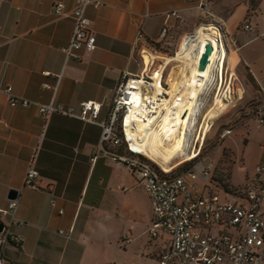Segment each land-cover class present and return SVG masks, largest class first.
Wrapping results in <instances>:
<instances>
[{"label": "crops", "instance_id": "0c3cea01", "mask_svg": "<svg viewBox=\"0 0 264 264\" xmlns=\"http://www.w3.org/2000/svg\"><path fill=\"white\" fill-rule=\"evenodd\" d=\"M100 1L102 6L86 10L95 49L78 51L77 61L61 51L74 29L75 0H0V211L8 206L9 192H18L15 221L1 216L18 239L2 249L7 264H132V208L138 206L149 238L133 264H157L169 246L168 236L149 235L151 203L132 173L106 154L94 158L99 124L61 113L44 119L34 105L10 106L3 92L11 87L17 97L75 112L80 102L94 101L101 104L98 121L106 122L124 75L144 69L141 51L152 52L177 29L187 32L200 18L208 19L192 0ZM58 2L64 5L59 16L53 11ZM207 8L224 24L226 52L250 79L257 109L259 84L264 87V0H209ZM165 12H177L178 18L166 20ZM239 130L247 181L264 161V125L251 116ZM229 144L232 157L235 143ZM28 168L38 172L36 190L24 187ZM135 186L142 191L140 201Z\"/></svg>", "mask_w": 264, "mask_h": 264}, {"label": "built area", "instance_id": "2783aa9c", "mask_svg": "<svg viewBox=\"0 0 264 264\" xmlns=\"http://www.w3.org/2000/svg\"><path fill=\"white\" fill-rule=\"evenodd\" d=\"M209 0H192L193 7L202 12L206 17H214L207 8ZM100 0H75L73 9L74 29L71 38L62 52L67 59L80 60L76 54L80 50L92 52L95 49L96 38L91 32V21L86 16L89 6L99 7ZM64 5L58 2L54 5V14L60 15ZM166 20L178 18L177 12H165ZM214 24L221 33L219 42L225 49V32L222 22ZM245 25V29H249ZM168 33L165 24L161 30V37ZM146 51V50H143ZM142 51V52H143ZM143 61L144 69L138 76L125 74L113 98L112 109L106 122H99L98 117L101 104L94 101H82L78 112L73 109H64L61 104H39L25 98L13 95L12 88L3 89L10 106L20 105L37 107L42 118L46 119L51 114L61 113L75 117L83 122L99 124L102 128L100 144L97 153H103L114 161L126 166L136 178L147 194L151 203V223L149 235L155 239L160 235L169 237V246L163 251L157 264H264V161L255 167L239 197L235 200L221 199L217 193L210 192L204 186L203 191H193L197 186L191 185L199 176L206 178L213 170L210 156L202 157L199 162L184 169L178 174L171 175L161 166L153 162L147 155L132 147V133L135 123L131 112L133 107L132 93H139L146 100L145 109L149 117L162 115L164 108L162 102L168 94L160 92L153 96L152 85L157 81L168 87L164 78L162 64L156 65L155 61L149 64ZM140 83L132 87L131 83ZM221 77L219 76V82ZM228 84L226 88H230ZM230 90V89H229ZM261 103L255 111V121L258 126L264 125V87L259 84ZM230 129L222 132V137L231 134ZM200 150L191 154L190 161L198 156ZM202 164L199 168L197 166ZM175 168V167H174ZM173 168V169H174ZM199 169V170H198ZM38 172L28 168L24 177V187L38 189L36 179ZM17 200L8 202L5 210L0 211V264H7L2 255V249L9 242L17 243L18 239L11 236L8 226L4 225L1 216H9L15 221ZM124 239L128 237L124 236Z\"/></svg>", "mask_w": 264, "mask_h": 264}, {"label": "bare ground", "instance_id": "6f19581e", "mask_svg": "<svg viewBox=\"0 0 264 264\" xmlns=\"http://www.w3.org/2000/svg\"><path fill=\"white\" fill-rule=\"evenodd\" d=\"M219 37L221 33L214 24L201 25L192 37L189 34L184 37V43L175 57L165 59L162 64L164 69L171 62H177L173 71L174 74L178 73L179 78H172V73V79H169L171 91L165 89L157 82L158 80L152 85L151 91L154 97L164 91L170 95V98H165L162 102L164 108L162 115L149 117L145 109L146 100L144 101L139 93H132L131 116L135 126L131 130L132 133L127 132L128 135H132V147L147 155L168 172L177 165H173L174 159L180 157L185 161L191 158V152H187L188 141L194 132L192 119L199 107V97L212 73L215 71L217 76L221 74L222 80L224 64L232 60L226 49L221 48ZM206 43L211 44L212 53L205 70L198 71V62ZM142 57L145 63L158 58L148 51H143ZM139 84L135 81L131 83L134 88H140ZM230 94L231 90L226 88L222 97L215 99L214 108L207 112L204 118L205 123L202 124L203 131L199 139H203L214 125V120L223 114L222 112L231 103L232 94Z\"/></svg>", "mask_w": 264, "mask_h": 264}, {"label": "rangeland", "instance_id": "374dc122", "mask_svg": "<svg viewBox=\"0 0 264 264\" xmlns=\"http://www.w3.org/2000/svg\"><path fill=\"white\" fill-rule=\"evenodd\" d=\"M207 18L208 19L200 18L199 23L196 26H193L190 30H186L187 32H183L182 29H177L176 32L171 33L159 44L153 46L152 52L148 48H145L148 49L146 51H148L150 54L158 56V58L154 59L155 64L160 65L165 61L166 58L175 57L178 49L184 43L183 37L185 35L189 34V36L192 37L198 27L204 24H209V21L218 23L216 20H213L210 17ZM234 60L235 59H232L230 62H228L230 64L228 66H226V63L224 64L222 80L220 82L219 76L221 77V74L217 76L215 71L207 81L199 97V107L193 116L194 119H192L194 123V132L188 141L189 147L187 151L188 153L191 152L192 154L193 152L195 153L197 150H200L199 153H201L203 156H210V161L213 164V170L210 173V176L206 178L199 176L197 180L190 181L191 185L195 184L197 186L195 189H193V191H203L205 186L206 189L209 188L210 192L217 193L221 199H229L230 201H234L235 199L228 197L224 193V185L229 186L231 182L232 185L238 187L235 188L236 190H234V196H237L243 191L246 181V167L242 166L239 153L243 138L240 130L238 132L235 130L240 127L244 120L254 116L256 111V103L252 99V89L249 88L250 79L241 66L237 67V69L236 66L233 67ZM176 64L177 62H171L164 69V78H166V82L168 83V87L165 89L169 91H171L172 88V86L169 85V79L171 78L172 73V78H179L178 73L174 74L173 71V68ZM228 84L230 85L229 89L231 90L232 94L231 103L222 112L223 114L214 120V125L203 137V139H199V135H201L203 131L202 124L205 123L204 118L207 112L214 108L215 99L222 97ZM168 98H170V95H168ZM225 129H230L232 132L230 135L222 137V132ZM231 141H234L235 143L232 145L236 152L232 157L230 155V149H228L230 145L229 143ZM172 162L173 165L177 164L174 168L177 170L180 166H182L181 164L185 163L186 161L178 157ZM201 165L202 164H199L197 168H199ZM211 176L213 182L210 181ZM135 196L139 201L143 196L142 191L137 186H135ZM147 228L148 224L146 223L145 216L141 215L140 207L138 206L137 208H132V237L134 239L132 242V264L140 261L141 257L139 251L145 249L143 248L145 244L146 246L148 245L146 242V240L149 238L147 235Z\"/></svg>", "mask_w": 264, "mask_h": 264}, {"label": "trees", "instance_id": "16d2710c", "mask_svg": "<svg viewBox=\"0 0 264 264\" xmlns=\"http://www.w3.org/2000/svg\"><path fill=\"white\" fill-rule=\"evenodd\" d=\"M204 157L201 153L198 154L197 157H195L194 159L190 160V161H187L183 164H181L182 166H180L177 170L176 169H173L172 172L170 173L171 175L173 174H178L180 172H182L184 169L192 166L194 163H196L197 161H200L201 158ZM210 181L213 182L212 180V176L210 178ZM217 186V185H216ZM206 188V187H205ZM236 187L232 186L231 184L228 185H224V188H223V191L224 193H226L227 195H230V196H233V197H239L243 194V191L241 192L240 195H237V196H234V190ZM207 190H209V188H207Z\"/></svg>", "mask_w": 264, "mask_h": 264}, {"label": "water", "instance_id": "95a60500", "mask_svg": "<svg viewBox=\"0 0 264 264\" xmlns=\"http://www.w3.org/2000/svg\"><path fill=\"white\" fill-rule=\"evenodd\" d=\"M211 53H212V46L210 43H206L204 46V52L201 54L199 62H198V66H197L198 71H204L205 70ZM17 196H18V192L15 190H11L8 194V198L10 200L16 199Z\"/></svg>", "mask_w": 264, "mask_h": 264}]
</instances>
